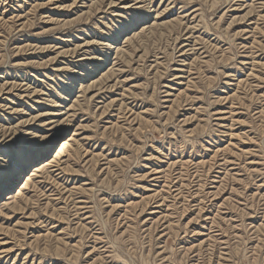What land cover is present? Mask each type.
Returning a JSON list of instances; mask_svg holds the SVG:
<instances>
[{
	"label": "rangeland",
	"instance_id": "374dc122",
	"mask_svg": "<svg viewBox=\"0 0 264 264\" xmlns=\"http://www.w3.org/2000/svg\"><path fill=\"white\" fill-rule=\"evenodd\" d=\"M0 190V264H264V0H0Z\"/></svg>",
	"mask_w": 264,
	"mask_h": 264
},
{
	"label": "bare ground",
	"instance_id": "6f19581e",
	"mask_svg": "<svg viewBox=\"0 0 264 264\" xmlns=\"http://www.w3.org/2000/svg\"><path fill=\"white\" fill-rule=\"evenodd\" d=\"M119 1V0H118ZM66 7V6H65ZM56 126V125H55ZM56 128V127H55ZM15 138V137H14ZM21 154V153H20ZM57 156H58V154H56ZM57 161V160H56ZM42 164V163H41ZM38 165V166H43V164L42 165ZM57 166V165H56ZM55 166V167H56ZM33 168H35V169H33V170H37L36 168H37V166H35V167H33ZM40 167H38V169H39ZM48 169V168H47ZM46 169V170H47ZM40 172V171H39ZM46 172V171H45ZM51 172V171H50ZM49 173V172H48ZM23 175V177H22V179L24 180V179H27V177H26V175H24V174H22ZM21 175V176H22ZM28 179L30 180L31 178L30 177H28ZM28 180H26V182H27ZM19 183V182H18ZM25 183V182H24ZM25 185V184H24ZM8 186H10V188H12L13 186H14V184H10V185H8ZM15 187V186H14ZM5 188V187H4ZM8 189V188H7ZM4 190V189H3ZM2 190V191H3ZM1 190H0V195H1V192H2ZM5 191V190H4ZM9 192V191H8ZM2 194H4V193H2ZM17 194H18V192H17ZM5 202H10L9 200H11V205H12V207H16L17 206V203H19V198L16 196V194H12V192L11 193H7V195H6V197H5ZM8 203H5V205H7ZM20 204V203H19ZM3 205V204H2ZM4 205V206H5ZM9 205H10V203H9ZM21 205V204H20ZM0 207H1V205H0ZM6 207V206H5ZM10 207V206H9ZM7 251V250H6Z\"/></svg>",
	"mask_w": 264,
	"mask_h": 264
}]
</instances>
